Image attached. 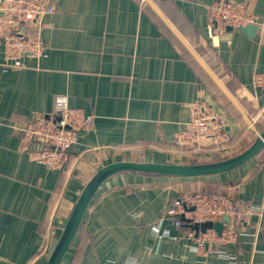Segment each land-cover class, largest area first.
Instances as JSON below:
<instances>
[{
    "label": "crops",
    "instance_id": "0c3cea01",
    "mask_svg": "<svg viewBox=\"0 0 264 264\" xmlns=\"http://www.w3.org/2000/svg\"><path fill=\"white\" fill-rule=\"evenodd\" d=\"M51 1L55 11L40 32L43 56L9 67L0 47V264H45L83 186L108 163H187L199 154L202 161L217 160L254 140L255 131L161 15L238 101L256 131L264 130V84L254 83L264 77V0H232L244 2L257 17L256 29H225L220 35L210 32L208 6L214 0H150L161 15L147 0ZM56 95L93 117L61 169L31 160L20 150L17 131L34 113H51ZM196 102L225 113L229 149L216 153L174 144ZM199 190L259 206L261 216L244 222L246 235L236 242L196 251L197 231L186 223L176 226V216L166 211L182 193ZM107 261L264 264V149L214 175L125 170L109 176L60 264Z\"/></svg>",
    "mask_w": 264,
    "mask_h": 264
},
{
    "label": "built area",
    "instance_id": "2783aa9c",
    "mask_svg": "<svg viewBox=\"0 0 264 264\" xmlns=\"http://www.w3.org/2000/svg\"><path fill=\"white\" fill-rule=\"evenodd\" d=\"M54 11L51 0H0V47L6 66L20 67L25 64V58L44 55L45 43L40 32ZM208 13L212 35L222 34L226 27L236 29L257 23V17L240 1L214 0L208 6ZM254 83L264 84V77H255ZM226 119L225 113L216 107L204 102L193 103L189 106L186 127L174 134V144L181 149H213L216 153L227 150L231 146V137L226 130ZM92 122V115L70 107L64 95H56L51 113H34L28 121L17 126L20 150L48 168L61 169L80 133L88 131ZM261 213L259 206L238 204L225 193L210 190L182 193L166 211L167 215L176 216L174 224L178 227L183 223L193 227L202 222L215 223L223 221V217L228 218L220 232L214 228L196 230L192 246L196 251L205 247L209 249L213 244L236 242L240 236L246 235L244 222L253 215L260 218ZM257 233L258 227L253 235ZM187 235L192 237L193 233L189 231ZM217 249L222 254L223 251Z\"/></svg>",
    "mask_w": 264,
    "mask_h": 264
},
{
    "label": "water",
    "instance_id": "95a60500",
    "mask_svg": "<svg viewBox=\"0 0 264 264\" xmlns=\"http://www.w3.org/2000/svg\"><path fill=\"white\" fill-rule=\"evenodd\" d=\"M147 2L150 3V5L153 7L150 0H147ZM153 8L157 11V13H159V11L155 7ZM161 17L168 24V26L171 28L177 38L181 41V43L185 45V47L192 53V55L200 63V65L216 82L219 88L228 97L229 101L238 109V111L241 113L250 128L255 131V138L250 143V145L242 151L226 158L217 160L201 161L197 163H153L126 160L108 163L100 167L93 173V175L87 180V182L83 186L66 220V223L61 230L57 241L55 242L51 252L47 257L45 264H60L62 257L64 256L67 248L69 247L78 226L80 225L81 219L88 207L91 198L95 194L100 184L114 173H117L119 171L131 170L179 177H198L205 175H214L234 169L235 167L253 158L262 149H264V130L256 131L253 123L249 120L238 101L223 86V84L212 73V71L203 63V61L196 54V52L183 40V38L178 34V32L165 20L162 15ZM232 29L234 28L226 27L227 31H230ZM236 29L246 32L247 34H252L256 29V24H247L245 26H240ZM227 220V217H223V221L221 222H202L197 225V230L204 231L206 228H214L216 231L220 232L223 227V222H226Z\"/></svg>",
    "mask_w": 264,
    "mask_h": 264
},
{
    "label": "rangeland",
    "instance_id": "374dc122",
    "mask_svg": "<svg viewBox=\"0 0 264 264\" xmlns=\"http://www.w3.org/2000/svg\"><path fill=\"white\" fill-rule=\"evenodd\" d=\"M235 152H237V151H235ZM232 154H234V151H233V153H225V154H221V156H220V158L222 159V158H226V157H228V156H230V155H232ZM202 156V154H199V156L197 157V158H190L188 161H187V163H197V162H200V161H202V160H204L205 158L204 157H201ZM214 157H219L218 155H213ZM209 161V160H208ZM193 228L195 229V230H197V225H194L193 226Z\"/></svg>",
    "mask_w": 264,
    "mask_h": 264
}]
</instances>
